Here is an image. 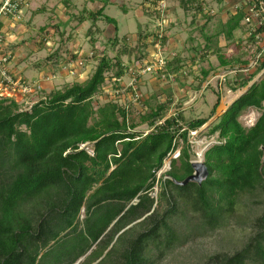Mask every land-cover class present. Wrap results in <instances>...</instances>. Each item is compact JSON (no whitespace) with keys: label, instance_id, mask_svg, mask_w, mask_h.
I'll return each instance as SVG.
<instances>
[{"label":"trees","instance_id":"trees-1","mask_svg":"<svg viewBox=\"0 0 264 264\" xmlns=\"http://www.w3.org/2000/svg\"><path fill=\"white\" fill-rule=\"evenodd\" d=\"M109 1L101 0L89 16L116 26V20L103 12ZM147 1L159 12L163 0ZM203 2L179 0L185 12L204 13ZM243 17L242 12L232 16L225 25L226 36ZM149 36H138L135 49L164 45L166 36L159 30ZM248 38L253 41V36ZM128 53L123 48L112 57L96 56L86 81L54 89L28 108H21L17 98H0V264H44L43 252L57 243L64 246L59 264H74L87 253L86 264H155L175 246L225 226L244 196L264 204V76L252 82L264 70V51L254 71L245 77L237 74L232 89L245 91L209 128V135L218 134V142L204 152L207 178L185 185L173 179L182 181L193 174L189 136L209 117L167 116L171 100H166L144 114L140 123L132 122L126 104L119 102V81L112 83L107 100L97 102L109 76L121 79L126 74L121 56ZM175 58L167 59L165 78L183 70L174 65ZM243 64L247 67L249 62ZM219 103L218 96L211 115ZM249 108L260 115L247 127L239 118ZM141 123L151 130H137ZM86 142L92 144L94 155L79 149ZM177 149L179 155L158 178L166 158ZM156 185L160 191L154 197ZM247 202L241 204L248 206ZM253 228L240 249L214 254L207 264H264V210Z\"/></svg>","mask_w":264,"mask_h":264},{"label":"rangeland","instance_id":"rangeland-1","mask_svg":"<svg viewBox=\"0 0 264 264\" xmlns=\"http://www.w3.org/2000/svg\"><path fill=\"white\" fill-rule=\"evenodd\" d=\"M124 4L128 9H132L133 16H129L128 19H124L122 11L118 7L120 4L123 3L122 0H118V7H109L107 9V14L113 16L117 19L118 29L113 28V25L108 24L104 19H102L103 23H99L98 25H89L84 31L87 33L85 37L84 31L77 30L79 33V37L75 31L69 32L70 29L67 28L63 33H61V28L58 25H46L41 26V33L49 35V40H52L53 44L48 50L52 51V55L57 54V48H60L62 52L66 54V56L71 57V54H67L71 52V48L74 45L72 39H78V43H80L84 48L87 47L89 53L88 58L91 59L93 55L91 50H95L96 54H106L110 57L115 56L120 50L126 48L129 50L128 54H123V58L127 62V70L126 76L124 80L126 82H131L132 76L130 77L128 74L133 71H130V68L138 69H145V66L150 65L149 60H152V57L163 56L166 59H171L174 56L177 57L180 54L179 58L181 59L184 57L187 61L184 65L183 70L186 74L178 75L174 77H167L163 78L164 83L162 86L164 87L163 90H152V86L147 85L146 88H141L140 84L142 81V77L148 76L149 74L157 75L156 71H148L142 73V77L140 75V83L138 84L137 89V100L127 101L125 99L133 98V93L125 90L124 96L121 95L120 103L126 104L129 110V118L132 122L140 123L142 116L147 114L151 111V108H155L159 102H164L165 94L171 98V105L170 109L167 111V116L180 113L186 120H190L196 117H209L207 123L200 127L198 130L191 132L189 136V141L191 144V160H203L204 161V152L214 143L218 142V134L209 135L208 131L211 125L216 123L222 113L226 110L228 105L230 104L231 100L237 98V94L240 92H244L245 88L233 90L232 87L236 85V79L239 75H236V71H240L241 68L245 67L244 64H232L230 66H222L220 65V61L218 60L215 54H211L207 60L202 61L199 60V56L196 55L195 57L196 62H192L191 58L193 53L195 52L193 48L196 49H203V40L199 37V31L196 30L194 34L198 36L199 39L197 40H188L187 35L182 34V24H177L173 26L167 21L172 20L174 15L168 16L167 12H163L162 14L159 13L156 8L147 0H124ZM147 1V2H146ZM147 3V5H146ZM147 8L145 13L141 15H137L138 11L137 8H141V6ZM149 12V13H148ZM173 16V17H172ZM180 16H182L180 12ZM175 20V18H174ZM182 23V22H180ZM139 24V25H138ZM87 26V25H86ZM175 30V34L179 35L180 42H177V37L175 36V41L177 43L175 49H170L171 43H168L166 40L164 45H160L157 47L156 50H151L150 58L148 57L149 51L147 49L150 47L148 46L146 50H138L135 49L137 45V37L138 36H145L150 35L149 38L152 36L156 30H159L160 34L169 36V28ZM103 28V29H102ZM109 30L106 32L107 34H103V30ZM217 29V28H215ZM115 30V33H114ZM102 33L99 37H96L97 34ZM140 34V35H139ZM174 34V35H175ZM70 35V37L68 36ZM92 37L95 38V41H98V45L101 43V47H93L92 46ZM88 38V39H87ZM116 38L117 43L115 45L112 44V40ZM152 38V37H151ZM150 38V39H151ZM185 40L186 46H181L183 44L181 42ZM96 41V42H97ZM94 42V43H96ZM184 42V43H185ZM222 43V42H221ZM179 45V46H178ZM219 45V42H217ZM82 48V47H81ZM177 49L181 50L177 52ZM216 49V48H215ZM254 44L250 43H243L241 46L242 50V57L243 59L247 60V62L254 64V60L256 56L254 55L256 52ZM56 52V53H55ZM177 54V55H176ZM254 55V56H253ZM121 56V57H122ZM54 58V57H53ZM94 61V60H93ZM124 61V62H125ZM93 63V62H92ZM81 66V62L77 63ZM133 64V65H131ZM95 65V64H92ZM187 65V66H186ZM96 66V65H95ZM129 66V68H128ZM193 66L195 68H193ZM211 66L218 68L216 71L211 72L205 79L206 84L202 86V88H197L195 83H192V78L194 76H199L201 73V69H209ZM190 70L192 73L190 74ZM72 71V69H71ZM254 71L252 68L251 71ZM76 73V72H75ZM171 73V72H170ZM179 73V72H177ZM174 74V73H173ZM242 76H246V73H242ZM173 76V75H172ZM241 76V77H242ZM264 76V70L258 73L252 80V82L259 80ZM130 77V79H129ZM111 78V79H110ZM185 81L186 83L182 82ZM106 82H113L112 77H108ZM120 84H124L121 82ZM190 82V83H189ZM251 82V83H252ZM106 83V85H107ZM128 83H125L124 87L128 86ZM188 85V87L185 86ZM194 84V85H192ZM123 86V85H122ZM206 86H209L208 88ZM244 90V91H243ZM220 98L219 106L216 109L214 115H211V110L213 105L215 104L217 97ZM122 97H125L124 99ZM144 101H146L145 104ZM97 102H104L103 98H98ZM124 102V103H123ZM126 102V103H125ZM130 103V105L128 104ZM21 108H26L29 105L20 102ZM260 111L258 109L249 108L245 110L239 118V121L244 126H251L255 123L256 119L259 117ZM137 130H142L148 132L151 130V127L147 123H141ZM182 142V141H180ZM179 155V149L174 151L170 154L168 158H166L163 167L158 171V178L163 176L166 170L170 167V162L172 158H175ZM160 191V187L158 185L155 186L154 191H152V195L157 197ZM248 200L247 204L244 206L241 204V201ZM256 199V198H255ZM252 198L249 195L244 196L240 203L235 206V217L230 218L229 222L225 226H221L216 228L214 231L210 232L205 236H199L194 239L192 242L177 245L174 248L166 251L164 255L157 259L155 264H207L208 259L210 256L217 254V253H227L231 254L237 249H240L248 240L249 237L253 234V221L255 220L256 216H259L264 210L263 203L254 204L251 202ZM258 200V199H256ZM156 204V203H155ZM250 205V207H249ZM164 208L168 207V205H164ZM251 209V210H250ZM237 216H241V219H237ZM249 217V218H248ZM81 218H84V214L82 211ZM246 220V221H243ZM118 247H120L118 245ZM117 247V248H118ZM64 246L61 243H57L53 248L49 249L48 251H44L42 263L44 264H59L58 257L63 252ZM119 249V248H118ZM122 249V246L120 247ZM86 255H84L81 259L79 264H86L85 259ZM46 262V263H45ZM210 263V261H209ZM94 264V263H91Z\"/></svg>","mask_w":264,"mask_h":264},{"label":"crops","instance_id":"crops-1","mask_svg":"<svg viewBox=\"0 0 264 264\" xmlns=\"http://www.w3.org/2000/svg\"><path fill=\"white\" fill-rule=\"evenodd\" d=\"M122 1L123 3H121L120 7H118V0H110L103 11L104 14L108 15L106 12L109 7H118L120 11H122L124 19H128L129 16H133L131 13L134 11L132 9H128L124 4L125 1ZM25 2L26 4L22 7L21 18L18 21H14L9 17H3L0 22V27L3 32L1 48L5 49L10 54L6 65L7 70L11 74L21 78L23 81L29 83L37 82L41 85V89L35 93L19 95L16 97L19 102H24L29 105L28 107H30L34 102L50 95L54 89L61 88L62 86L72 82L86 81L95 68L97 63L96 56L98 57L100 55V53L96 54V51L93 49L91 50L93 53L91 59L88 58L90 57V52L87 48L88 46L84 48L80 43H78V39H72L74 45L71 48V52L67 53L71 54V57L66 56L60 48H57V54L52 55V51L47 48L52 46L53 39L49 40V35L45 33L42 34L40 27L46 25H58L61 28V33L69 28V32L75 31L77 33L76 37H79L77 30L84 31V27L87 29L89 25L99 26V23H103V21L101 18L93 20V18L89 16V12L94 11L101 6V0H25ZM162 4L164 5L163 12H167L168 16L169 14L174 15L175 20L174 18H172V20H169V18L167 19L169 25L171 24L173 26V24H182V34L187 35L186 39H199L198 36L194 34L196 30L199 31V37L204 43L203 49L195 50V48H193L195 52L191 58L192 62H194L193 58H195L196 55L199 56V60L205 61L211 53L217 56L220 61V65L222 66L227 67L236 63L243 64V60L245 59L242 57L241 46L243 43L251 42L248 38L247 27L244 22V17L248 13L249 9V3L247 0H204V13H198L194 9L185 12L183 8H181L179 0H163ZM136 10L138 11L137 15L139 16L145 13L147 8L143 4L141 8H137ZM180 12L183 17L180 16ZM239 12L243 13V19L239 22L238 27L232 31V34H230V36H226V23L232 18V16ZM110 17L116 20V26L114 24L111 25H113V28L116 29L117 32V19L113 16ZM173 29H171L170 26L169 36H166V41L171 43L170 49L177 48V43L174 42L175 36H178L177 42H180L179 35H176L175 30ZM108 30L109 28L105 31L103 30V34H107L106 32ZM85 31L84 35L86 37L87 33ZM99 35L101 36L102 33L98 32L96 37H99ZM68 37H70V35ZM91 41L93 47H101V43L98 45V41L96 40V42L95 38L92 37ZM181 42H183V44H180L181 46H186L185 40H182ZM217 42H219V45H217ZM149 46L150 47L147 51L150 52L148 55L150 58L151 50H156L157 48L152 45ZM180 51L181 50L177 49L176 53ZM72 54H75V57H72ZM201 54H204L203 58H201ZM179 55L180 54H178V56L173 60L174 65H182L184 68L187 60L184 57L180 59ZM220 56L225 59L226 64L222 63ZM121 58L124 62L125 59L123 56ZM79 62H81V66L77 64ZM124 63L128 65L126 61ZM193 68L195 67L193 66ZM132 69L133 74H128L130 77H133L138 72V70L134 67L129 70L131 71ZM217 69L218 68L214 66H211L209 69L202 68L199 76H194L192 78V83H195L197 80L195 83L196 87L202 88V86L206 84V77ZM206 72L208 73L206 74ZM191 73L192 71L190 70V74ZM125 77L128 76L124 75L121 78V82L124 84L128 83L127 85H129L130 82H126L124 80ZM141 77L139 76L136 87H138ZM161 82L164 83V79L159 75H144L142 77L140 87L144 89L149 83V85L152 86V90H163L164 87ZM182 82L186 83L185 81ZM124 84L121 85L125 86ZM185 86L188 87L186 84ZM206 87L208 88L209 86ZM112 88L111 82L104 85L103 93L96 96V100L98 98H103L104 101L107 100L109 94L112 93ZM241 93L242 92L237 94V96ZM165 97L167 99H164V101L171 100V98L166 94ZM122 98L124 99L125 97ZM125 100L130 102L134 100V98H130L129 96V98ZM233 100H231V102ZM120 101L122 100L119 99V102ZM129 102L128 104L130 105ZM145 103L146 101L142 104ZM82 257L77 260L79 263L81 262Z\"/></svg>","mask_w":264,"mask_h":264},{"label":"built area","instance_id":"built-area-1","mask_svg":"<svg viewBox=\"0 0 264 264\" xmlns=\"http://www.w3.org/2000/svg\"><path fill=\"white\" fill-rule=\"evenodd\" d=\"M249 3L248 13L244 17V22L247 27L248 36H253L252 44L255 48L259 49L256 53V59L254 64L249 63L247 67L241 68L240 71H236V75L239 73H249L252 68L255 69L257 66L258 58L261 56L264 51V0H247ZM25 0H1L0 1V22L3 17H9L14 21H18L22 16V7L25 5ZM164 5L162 2L159 6V12L162 14ZM3 38V32L0 27V98H16L19 95L32 94L41 89V85L37 82H26L21 78L11 74L7 70V63L10 57L9 52L1 48ZM160 47L159 44L155 46ZM167 59L163 56L152 57V60H149L150 65L145 66V69H138L137 74H135L126 87L119 89L121 95L124 94L125 90L127 91L128 87H132L133 98L137 100V89L136 84L138 82L139 76L144 72L156 71L157 74H161V77L165 78L163 74L164 67ZM133 74V72H131ZM186 74L184 70H181L179 73L168 74V77H176L178 75ZM173 75V76H172ZM138 77V78H137ZM114 81H120V79L112 78ZM112 82V83H113ZM194 132V131H192ZM79 149H84L88 154L94 155V149L91 143H81Z\"/></svg>","mask_w":264,"mask_h":264},{"label":"water","instance_id":"water-1","mask_svg":"<svg viewBox=\"0 0 264 264\" xmlns=\"http://www.w3.org/2000/svg\"><path fill=\"white\" fill-rule=\"evenodd\" d=\"M192 166L194 168L193 174L187 176L182 181H176L174 179L173 181L179 185H185L189 182H197L198 184H201L207 178L209 174L208 168L203 160L192 161ZM74 264H79V261H77Z\"/></svg>","mask_w":264,"mask_h":264}]
</instances>
